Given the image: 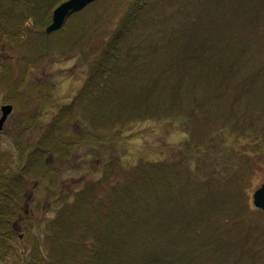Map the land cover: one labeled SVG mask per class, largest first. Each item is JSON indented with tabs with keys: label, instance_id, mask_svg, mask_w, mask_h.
<instances>
[{
	"label": "trees",
	"instance_id": "trees-1",
	"mask_svg": "<svg viewBox=\"0 0 264 264\" xmlns=\"http://www.w3.org/2000/svg\"><path fill=\"white\" fill-rule=\"evenodd\" d=\"M63 1L0 0V43L6 41L8 49L14 45L39 44L43 50L38 56L41 60L47 50L46 34L36 30L44 29L51 22L54 8ZM94 1L67 15L62 29L66 30L63 41L68 47L78 45L82 35L93 33V28H86L88 23L82 12ZM127 2L116 29L108 31L107 24L108 33H97L100 36L96 56L71 107L80 99L87 108L91 99L98 102L105 97L111 86L107 120L101 117L98 122L91 121L93 128L107 129L172 113L180 115L184 110L187 117L196 120L197 112L204 114L210 106L224 105L222 118H235L233 127L238 128V133L244 132L243 126L238 127L236 123H248L246 114L251 106L264 103L261 83L264 61L249 73L244 69L248 51L256 44L254 36L264 30V0H196L197 7L192 11L195 13L179 12L177 27L162 41L160 49L154 47L147 54L142 44L136 45L129 36L134 32V21L141 18L149 1ZM27 22L30 30H26L28 36L23 39L20 34ZM159 50L165 51L162 58L153 60ZM11 74V69L0 70L3 84L0 89L4 86L5 97L18 87ZM122 76L133 82L123 92H116L115 83ZM21 123L23 133L30 129L31 122ZM68 129L52 121L38 142L21 150L23 163L19 167L5 173L0 171V256L15 251L13 239L20 234L14 224L23 213L21 189L23 192L26 177L40 179L46 168L44 156L58 153L59 149L69 153L80 142L66 135ZM261 132L264 133V127ZM167 166L159 161H142L133 167L127 179L112 187L106 199L93 192L94 183L77 190L42 227L41 233H45L41 234L42 240H33L28 253L21 254L23 263L182 264L186 251H181V247L188 246L193 256L200 249L212 253L208 259L215 258V261L208 264H217L216 257L221 255L215 257L216 253L225 244L230 245L231 239L256 251L264 250V222L242 199L241 171L218 172L223 180L221 187L216 185L218 181L214 177L202 178L193 169L179 174L177 166ZM50 173L53 182L46 189L55 181L51 170ZM38 218L33 221L40 227L41 217ZM210 236L215 240L211 242Z\"/></svg>",
	"mask_w": 264,
	"mask_h": 264
},
{
	"label": "rangeland",
	"instance_id": "rangeland-1",
	"mask_svg": "<svg viewBox=\"0 0 264 264\" xmlns=\"http://www.w3.org/2000/svg\"><path fill=\"white\" fill-rule=\"evenodd\" d=\"M148 1L149 5L141 12V18L134 21L135 29L129 36V40L136 45L142 44L146 54L154 47L160 49L162 41H166L177 27L179 12L189 11L192 15L197 7L196 0ZM93 3L82 14L88 23L86 28H93L94 31L90 36L82 35L78 45L67 46V42L63 41L67 33L62 26L49 34L44 29L36 30V33L46 34L47 50L41 60L38 56L43 50L39 44H30L31 47L14 45L8 49L6 41L0 43V70L11 69V79L18 86L16 92L7 97L4 86L0 89V106L12 105L0 129V171L5 173L19 167L23 163V160L20 161L21 150L28 148L32 142H38V138L48 132V126L54 120L59 127H69L66 135L80 141L69 153L58 148V153L44 156L46 168L43 169V177L37 179L30 176L24 180L23 192L21 189L23 213L14 224V229L20 235L13 239L15 251L0 256V264H24L21 254L28 253L33 240H42L41 237L45 235L41 233L42 227L55 216L62 202L68 198L70 201L77 190L94 183L96 188L93 192L106 199L114 185L127 179L133 167L146 160L165 163L168 168L177 166L179 174L183 170L186 173L193 169L202 178L214 177L219 186L223 185V180L218 172L231 174L241 171L244 177L242 199L264 222V212L252 202L253 191L264 182V137L261 136L264 134L261 132L264 127V103H258L255 107L252 105L253 111L246 114L249 118L242 116L248 118V123H236L238 127L243 126L244 132L241 133L237 132V127H233L235 118H222L226 109L224 105L221 108L210 106L204 114L197 112L196 120L187 117L184 110L180 115L172 113L163 118L133 120L107 129L93 128L91 121L98 122L99 118H105L106 111L111 108V86L107 88L105 97L98 102L91 99L87 108H84L83 102L80 103V99L71 107L75 98L79 97L90 64L96 56L97 37L100 36L97 33L114 31L128 4L127 0H96ZM107 24L108 31L105 28ZM29 26L27 22L22 27L21 38L28 36L26 30H30ZM254 42L255 46L245 58V73L251 72V68L255 70L264 61L263 29L254 36ZM160 51L153 60L162 58L165 51ZM131 81L129 77L122 76L115 83V91L123 92ZM261 83L264 85V80ZM3 99L6 101L3 102ZM236 107L241 112V108ZM21 121L31 122L30 129L24 133V129L20 128ZM49 168L55 181L51 188L46 189L53 182ZM174 187H178L176 182ZM173 204L177 205L178 202ZM38 217H41L40 227L33 221ZM208 238L211 242L215 240L212 236ZM231 241L230 245L224 243L215 255H221L216 257L220 264H264V250L256 251L254 247L244 246L240 241ZM188 248L181 247V251H186L182 264H208L215 261V258L208 259L212 253L200 249L193 256L189 254ZM242 248L246 252L241 251Z\"/></svg>",
	"mask_w": 264,
	"mask_h": 264
},
{
	"label": "water",
	"instance_id": "water-1",
	"mask_svg": "<svg viewBox=\"0 0 264 264\" xmlns=\"http://www.w3.org/2000/svg\"><path fill=\"white\" fill-rule=\"evenodd\" d=\"M90 0H64L60 4H58L53 12L51 17V22L44 28V32L46 34L51 33L52 31H55L59 29L67 14L72 11L79 9L82 7L85 3H87ZM1 110V117H0V129L6 120L8 114L12 110L11 104H3L0 106ZM252 202L254 206L258 209H261L264 212V182L261 183L252 193Z\"/></svg>",
	"mask_w": 264,
	"mask_h": 264
}]
</instances>
